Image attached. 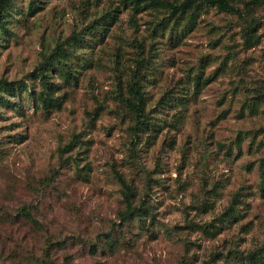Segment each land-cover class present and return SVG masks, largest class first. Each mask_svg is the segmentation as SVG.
Listing matches in <instances>:
<instances>
[{"label":"rangeland","instance_id":"obj_1","mask_svg":"<svg viewBox=\"0 0 264 264\" xmlns=\"http://www.w3.org/2000/svg\"><path fill=\"white\" fill-rule=\"evenodd\" d=\"M230 1L241 14L202 2L170 19L124 0H13L0 27V264L264 259V5ZM59 46L63 104L46 112L37 76ZM135 89L153 136H135ZM130 201L141 216L125 220Z\"/></svg>","mask_w":264,"mask_h":264},{"label":"trees","instance_id":"obj_2","mask_svg":"<svg viewBox=\"0 0 264 264\" xmlns=\"http://www.w3.org/2000/svg\"><path fill=\"white\" fill-rule=\"evenodd\" d=\"M124 2H126V6L132 5L133 9L136 12L142 11L149 5L154 6L156 8H166L168 9V12L170 14V19H177L179 16L192 12L194 9H197L202 6V2L209 5L217 6L218 8L225 11L238 12L241 14V11H239L235 7V5L231 3L230 0H185L181 3L163 2L162 0H124ZM250 2L254 5H264V0H250ZM12 3L13 0H0V27H3L5 24L7 11L12 5ZM30 9L32 13L36 11V9L33 7H31ZM249 14L250 20L247 21L246 26L244 28V39L248 45H252L256 43L259 35L258 37H256L257 22L254 18H252V13ZM116 18V14L113 15V20H115ZM77 41H80V39H78ZM67 58V50L65 48H60L59 46L55 52L51 53L48 56L46 62L44 64L42 63L40 66L41 72L38 73L37 77L45 89H43L40 95L37 96V101L40 102L42 108L46 112L49 111L50 108L53 106H57V108H60L63 104L61 98L59 96H55L57 87L53 85V82L51 80L52 75L50 74V71L56 68L55 64L57 62H61V60ZM8 85L13 86L14 84L8 83ZM127 104L130 110L135 115L136 124L133 128L135 136H139L140 133H148V136H153L152 132H155V129L146 114V100L140 89H135V91L133 92L132 99H128ZM129 208L130 211H128V217L124 218L125 220H127L131 215L134 214L141 216L140 210L136 207H133L131 201L129 202ZM23 215L31 224H40L34 214L28 208H23ZM258 258L259 264H264V259L261 257Z\"/></svg>","mask_w":264,"mask_h":264}]
</instances>
